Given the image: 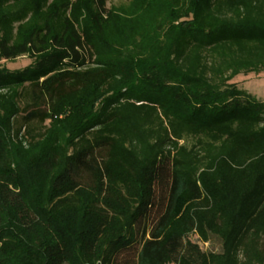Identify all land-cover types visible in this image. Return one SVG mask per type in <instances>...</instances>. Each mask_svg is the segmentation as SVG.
Wrapping results in <instances>:
<instances>
[{
	"label": "trees",
	"instance_id": "16d2710c",
	"mask_svg": "<svg viewBox=\"0 0 264 264\" xmlns=\"http://www.w3.org/2000/svg\"><path fill=\"white\" fill-rule=\"evenodd\" d=\"M111 1L0 0V264H264V0Z\"/></svg>",
	"mask_w": 264,
	"mask_h": 264
},
{
	"label": "rangeland",
	"instance_id": "374dc122",
	"mask_svg": "<svg viewBox=\"0 0 264 264\" xmlns=\"http://www.w3.org/2000/svg\"><path fill=\"white\" fill-rule=\"evenodd\" d=\"M124 0H112L109 4H118ZM30 63V60L26 57L18 58L12 61H0V68L5 67L11 71L21 70ZM238 88L247 91L252 94L255 98L264 101V72L239 74L232 80ZM190 240L197 244L202 251H220V244L217 240H213L210 244H202L199 242L196 236H192ZM137 246L135 245L129 251L121 254L118 258L119 264L123 261L129 260L134 261Z\"/></svg>",
	"mask_w": 264,
	"mask_h": 264
}]
</instances>
